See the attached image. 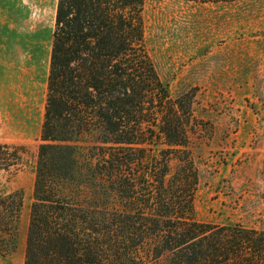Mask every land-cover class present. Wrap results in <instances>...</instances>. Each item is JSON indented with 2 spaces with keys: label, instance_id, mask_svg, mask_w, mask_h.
I'll return each instance as SVG.
<instances>
[{
  "label": "trees",
  "instance_id": "trees-1",
  "mask_svg": "<svg viewBox=\"0 0 264 264\" xmlns=\"http://www.w3.org/2000/svg\"><path fill=\"white\" fill-rule=\"evenodd\" d=\"M142 6L57 0L23 264H264V229L195 218L194 94L159 77ZM21 202L0 194V255Z\"/></svg>",
  "mask_w": 264,
  "mask_h": 264
},
{
  "label": "rangeland",
  "instance_id": "rangeland-1",
  "mask_svg": "<svg viewBox=\"0 0 264 264\" xmlns=\"http://www.w3.org/2000/svg\"><path fill=\"white\" fill-rule=\"evenodd\" d=\"M56 5L0 0V194L22 196L15 249L0 264L24 260ZM142 20L171 97L194 94L195 218L264 229V0H143Z\"/></svg>",
  "mask_w": 264,
  "mask_h": 264
}]
</instances>
